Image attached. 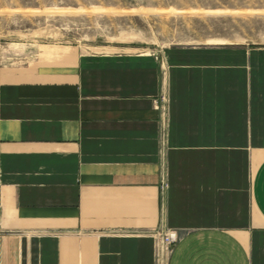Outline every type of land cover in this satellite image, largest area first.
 Instances as JSON below:
<instances>
[{
    "label": "crops",
    "instance_id": "1",
    "mask_svg": "<svg viewBox=\"0 0 264 264\" xmlns=\"http://www.w3.org/2000/svg\"><path fill=\"white\" fill-rule=\"evenodd\" d=\"M164 54L0 51V264H264V47Z\"/></svg>",
    "mask_w": 264,
    "mask_h": 264
},
{
    "label": "rangeland",
    "instance_id": "2",
    "mask_svg": "<svg viewBox=\"0 0 264 264\" xmlns=\"http://www.w3.org/2000/svg\"><path fill=\"white\" fill-rule=\"evenodd\" d=\"M57 46L155 52L264 47V0H0V51L14 61ZM168 114V96L163 100Z\"/></svg>",
    "mask_w": 264,
    "mask_h": 264
},
{
    "label": "built area",
    "instance_id": "3",
    "mask_svg": "<svg viewBox=\"0 0 264 264\" xmlns=\"http://www.w3.org/2000/svg\"><path fill=\"white\" fill-rule=\"evenodd\" d=\"M154 235L156 236V264H168V259L179 240V234L176 231L158 229L154 231Z\"/></svg>",
    "mask_w": 264,
    "mask_h": 264
}]
</instances>
